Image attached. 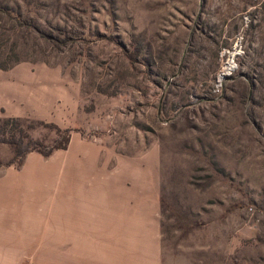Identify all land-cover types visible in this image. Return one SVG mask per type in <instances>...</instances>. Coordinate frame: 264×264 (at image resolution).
Wrapping results in <instances>:
<instances>
[{
    "label": "rangeland",
    "instance_id": "obj_1",
    "mask_svg": "<svg viewBox=\"0 0 264 264\" xmlns=\"http://www.w3.org/2000/svg\"><path fill=\"white\" fill-rule=\"evenodd\" d=\"M2 74L1 180L21 169L16 143L35 144L70 208L82 162L94 195L130 198L145 242L158 230L186 262L264 264V0H0Z\"/></svg>",
    "mask_w": 264,
    "mask_h": 264
},
{
    "label": "crops",
    "instance_id": "obj_2",
    "mask_svg": "<svg viewBox=\"0 0 264 264\" xmlns=\"http://www.w3.org/2000/svg\"><path fill=\"white\" fill-rule=\"evenodd\" d=\"M4 74L0 91L8 79ZM20 168L0 179V264H196L167 250L158 230L145 242L131 227L136 213L126 208L129 197L94 195L100 185L95 176L91 181L92 166L81 162L76 209L70 208V194H53L59 166L29 152ZM82 182L92 183L88 188Z\"/></svg>",
    "mask_w": 264,
    "mask_h": 264
},
{
    "label": "built area",
    "instance_id": "obj_3",
    "mask_svg": "<svg viewBox=\"0 0 264 264\" xmlns=\"http://www.w3.org/2000/svg\"><path fill=\"white\" fill-rule=\"evenodd\" d=\"M245 25L247 24L248 17L245 16ZM243 35L238 33L231 46L223 48L220 53V67L215 76V81L213 84V93H219L223 87V83L226 79L233 77L234 73L238 71V59L243 55V45H242Z\"/></svg>",
    "mask_w": 264,
    "mask_h": 264
},
{
    "label": "trees",
    "instance_id": "obj_4",
    "mask_svg": "<svg viewBox=\"0 0 264 264\" xmlns=\"http://www.w3.org/2000/svg\"><path fill=\"white\" fill-rule=\"evenodd\" d=\"M0 141L6 142L5 140H2V139ZM16 145H17V148H18L16 152H17L19 157H25V155L28 152H30V151H35V150L38 151V149H37L35 144L32 145L31 147L28 146V145L22 146L19 143H16ZM60 148H62L61 145H56V146H52L51 148H49V149H47L45 151H42L40 153H42L43 155H49L53 150H57V149H60Z\"/></svg>",
    "mask_w": 264,
    "mask_h": 264
}]
</instances>
